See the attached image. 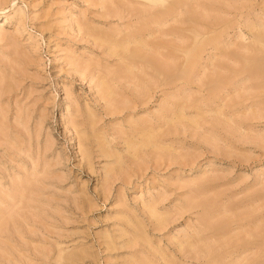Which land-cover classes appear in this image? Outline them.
Returning a JSON list of instances; mask_svg holds the SVG:
<instances>
[{
  "label": "rangeland",
  "instance_id": "1",
  "mask_svg": "<svg viewBox=\"0 0 264 264\" xmlns=\"http://www.w3.org/2000/svg\"><path fill=\"white\" fill-rule=\"evenodd\" d=\"M0 264H264V0H0Z\"/></svg>",
  "mask_w": 264,
  "mask_h": 264
},
{
  "label": "bare ground",
  "instance_id": "2",
  "mask_svg": "<svg viewBox=\"0 0 264 264\" xmlns=\"http://www.w3.org/2000/svg\"><path fill=\"white\" fill-rule=\"evenodd\" d=\"M197 38V37H196Z\"/></svg>",
  "mask_w": 264,
  "mask_h": 264
}]
</instances>
